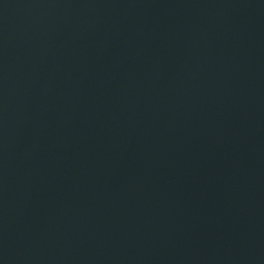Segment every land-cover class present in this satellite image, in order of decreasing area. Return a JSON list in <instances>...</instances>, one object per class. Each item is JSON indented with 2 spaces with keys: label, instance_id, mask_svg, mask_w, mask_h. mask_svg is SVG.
Here are the masks:
<instances>
[{
  "label": "water",
  "instance_id": "water-1",
  "mask_svg": "<svg viewBox=\"0 0 264 264\" xmlns=\"http://www.w3.org/2000/svg\"><path fill=\"white\" fill-rule=\"evenodd\" d=\"M0 264H264V0H0Z\"/></svg>",
  "mask_w": 264,
  "mask_h": 264
}]
</instances>
